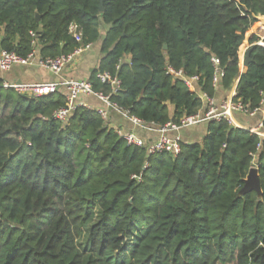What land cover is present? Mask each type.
Instances as JSON below:
<instances>
[{"label": "trees", "instance_id": "1", "mask_svg": "<svg viewBox=\"0 0 264 264\" xmlns=\"http://www.w3.org/2000/svg\"><path fill=\"white\" fill-rule=\"evenodd\" d=\"M72 23L83 44L103 40L94 90L148 123L203 108L167 65L215 97L217 57L220 87L238 83L237 98L261 102L264 0H0V49L27 56L36 41L44 57L72 53ZM102 72L119 77L118 92ZM65 105L63 91L0 87V264H264V138L213 120L177 156L149 155L98 109L59 120ZM255 165L262 195L242 194Z\"/></svg>", "mask_w": 264, "mask_h": 264}, {"label": "built area", "instance_id": "2", "mask_svg": "<svg viewBox=\"0 0 264 264\" xmlns=\"http://www.w3.org/2000/svg\"><path fill=\"white\" fill-rule=\"evenodd\" d=\"M70 32L73 34L74 38L81 43V45L72 53L61 54L56 57H44L40 54L39 48L36 45L37 42L34 41L35 47L27 56H21L15 51L0 49V69L3 71H9L14 65L22 64L40 67L56 75H60L75 57L91 48L93 44H83V33L78 24L72 23L70 26ZM258 44L264 46V37L261 38ZM212 60L215 66L213 86L218 89L220 88L225 72L217 57H213ZM166 69L167 73L175 78L183 80L189 87L196 89L203 102V108L196 114L183 116L178 122L169 121L163 125L154 122L148 123L145 120L132 115L129 111L124 110L118 104L112 102L110 95L95 91L90 80L69 79L36 83L9 82L3 80L0 81V87L12 88L17 93L36 97L56 93L65 88L67 105L55 111L54 114L59 120L64 122L67 121L69 116L78 106H86L85 103H82L80 100L82 96L93 95L104 103V108H99L98 112L107 123L109 119V110L114 109L127 117L136 127L154 133L152 137L146 138L138 135L134 131L124 132L115 128L117 133L123 137L129 145L144 147L149 155L165 152L177 156L183 150L184 139L182 131L200 124L209 123L213 120H226L235 127L243 128L236 120L235 115L237 113H242L249 117H258L259 121L257 124L243 129H246L251 134L264 138V93H262V99L259 106L252 107L250 103L245 102L241 98H237V85L235 84L229 97L220 101L216 96H211L207 92L198 88L200 81L199 75L189 76L185 73L183 68L176 69L171 65H167ZM98 77L102 82H109L111 84L113 93L118 92L121 86V80L119 77H113L109 72L99 73ZM146 166H148V163ZM134 178L140 179V176L134 175Z\"/></svg>", "mask_w": 264, "mask_h": 264}, {"label": "crops", "instance_id": "3", "mask_svg": "<svg viewBox=\"0 0 264 264\" xmlns=\"http://www.w3.org/2000/svg\"><path fill=\"white\" fill-rule=\"evenodd\" d=\"M260 32L264 34V25L257 33L261 39L264 37V35H261ZM102 42L103 40L101 39L100 41L93 43L91 48L84 51L81 55L75 57L60 75H56L40 67L16 64L9 71H3L0 69V81L6 80L9 82L36 83L54 82L69 79L89 80L92 71L97 68L103 56ZM246 53L247 52L243 54V60L246 59ZM232 89L233 87L227 90L220 87L219 93L216 96L217 99L221 101L228 98ZM61 90L66 93L65 88ZM80 100L82 103H85L87 107L95 109L104 108V103L93 95H84L80 98ZM170 107L173 111L174 106L171 105ZM235 116L238 124L243 128L252 127L259 121L258 117H249L242 113H237ZM108 123L110 126L116 129H120L124 132L134 131L138 135L146 138L152 137L154 135L152 132L136 127L127 117L114 109L109 110ZM208 125V123H205L184 129L182 131L184 142L192 143L201 141L209 131Z\"/></svg>", "mask_w": 264, "mask_h": 264}, {"label": "water", "instance_id": "4", "mask_svg": "<svg viewBox=\"0 0 264 264\" xmlns=\"http://www.w3.org/2000/svg\"><path fill=\"white\" fill-rule=\"evenodd\" d=\"M101 10H103V6L101 7ZM36 17H37V19H40L39 14H37ZM166 48H167V46H165V49ZM252 50H253L252 48L247 50L246 59L244 62L245 66L248 65L252 61V59H251ZM253 190L256 191L259 195H262V187H261L260 177H259V168L257 166H254L250 169V172H249L247 178L245 179V185L242 188L241 193L246 194V193L253 191Z\"/></svg>", "mask_w": 264, "mask_h": 264}, {"label": "rangeland", "instance_id": "5", "mask_svg": "<svg viewBox=\"0 0 264 264\" xmlns=\"http://www.w3.org/2000/svg\"><path fill=\"white\" fill-rule=\"evenodd\" d=\"M261 35H264L262 32H260Z\"/></svg>", "mask_w": 264, "mask_h": 264}]
</instances>
